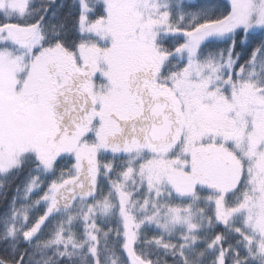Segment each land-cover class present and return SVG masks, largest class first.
<instances>
[{"label": "snow or ice", "instance_id": "snow-or-ice-1", "mask_svg": "<svg viewBox=\"0 0 264 264\" xmlns=\"http://www.w3.org/2000/svg\"><path fill=\"white\" fill-rule=\"evenodd\" d=\"M0 208V264H264V0H0Z\"/></svg>", "mask_w": 264, "mask_h": 264}, {"label": "trees", "instance_id": "trees-1", "mask_svg": "<svg viewBox=\"0 0 264 264\" xmlns=\"http://www.w3.org/2000/svg\"><path fill=\"white\" fill-rule=\"evenodd\" d=\"M9 195H11V194H9ZM0 210H2V208H0Z\"/></svg>", "mask_w": 264, "mask_h": 264}]
</instances>
